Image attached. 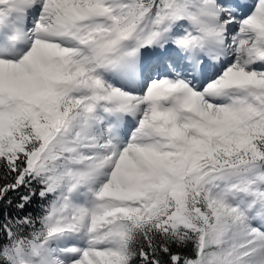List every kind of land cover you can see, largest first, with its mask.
Returning <instances> with one entry per match:
<instances>
[{"label":"snow or ice","instance_id":"snow-or-ice-1","mask_svg":"<svg viewBox=\"0 0 264 264\" xmlns=\"http://www.w3.org/2000/svg\"><path fill=\"white\" fill-rule=\"evenodd\" d=\"M0 264H264V0H0Z\"/></svg>","mask_w":264,"mask_h":264},{"label":"rangeland","instance_id":"rangeland-1","mask_svg":"<svg viewBox=\"0 0 264 264\" xmlns=\"http://www.w3.org/2000/svg\"><path fill=\"white\" fill-rule=\"evenodd\" d=\"M87 193L85 191H81L80 193H78L74 199H76V201L78 203H87ZM90 197V196H89ZM71 245H79V246H83V242L82 241H78L76 239H70L68 241V244L66 246H71Z\"/></svg>","mask_w":264,"mask_h":264},{"label":"bare ground","instance_id":"bare-ground-1","mask_svg":"<svg viewBox=\"0 0 264 264\" xmlns=\"http://www.w3.org/2000/svg\"><path fill=\"white\" fill-rule=\"evenodd\" d=\"M87 193V192H86ZM86 199H87V202L89 201V199H90V197H89V194L87 193V197H86Z\"/></svg>","mask_w":264,"mask_h":264}]
</instances>
